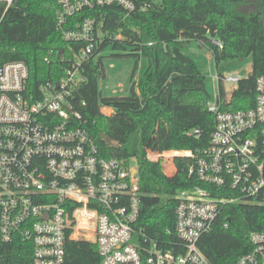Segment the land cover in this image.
<instances>
[{"label":"built area","instance_id":"obj_1","mask_svg":"<svg viewBox=\"0 0 264 264\" xmlns=\"http://www.w3.org/2000/svg\"><path fill=\"white\" fill-rule=\"evenodd\" d=\"M54 1L56 31L64 42L84 46L57 82L35 88L23 62L0 66V244L30 245L32 264H64L66 241L80 239L95 244L98 264H209L197 242L224 208L264 207V76L255 80L252 107L237 111L225 109L232 92L223 84L237 86L241 79L214 78L217 89L207 103L214 121L209 146L185 153L193 160L188 177L199 185L175 193L177 241L164 249L137 226V167L104 157L70 102L102 36L94 11L144 10L156 0ZM12 2L0 0V23ZM211 42L220 47L218 40ZM248 241L250 251L236 264H264V232L250 234Z\"/></svg>","mask_w":264,"mask_h":264},{"label":"trees","instance_id":"obj_2","mask_svg":"<svg viewBox=\"0 0 264 264\" xmlns=\"http://www.w3.org/2000/svg\"><path fill=\"white\" fill-rule=\"evenodd\" d=\"M56 7L54 0H13L1 18L0 66L23 62L34 88L57 82L72 55L84 46L62 40L56 31ZM3 11L0 4V17ZM93 15L101 23L102 36L83 64L84 81L72 91V109L86 123L104 157L135 159L142 193L137 226L164 249H171L177 241L174 195L199 185L188 177L193 160L185 153L195 155L208 148L214 127L207 111L211 95L205 76L182 50L196 43L211 53L215 66L250 57L251 72L238 82L225 109L251 108L255 80L264 76V0H156L149 9L126 12L113 6L96 9ZM108 48L112 51L108 57L134 62L126 96L100 95L98 81L104 77L101 53ZM141 59L147 61V67L135 81ZM101 108L112 111L104 115ZM153 144L159 156L177 154L171 160V173L165 174L157 160L148 159L147 150ZM224 223H228L227 229ZM254 232H264V207L228 206L212 231L199 238L197 247L209 264H236L250 251L248 240ZM64 250V264L99 262L91 241L67 240ZM0 264H32L30 245L20 241L0 244Z\"/></svg>","mask_w":264,"mask_h":264},{"label":"rangeland","instance_id":"obj_3","mask_svg":"<svg viewBox=\"0 0 264 264\" xmlns=\"http://www.w3.org/2000/svg\"><path fill=\"white\" fill-rule=\"evenodd\" d=\"M183 54L190 56L196 63L198 70L205 76V87L209 95H212L217 89L216 78L218 74L227 77L229 75L235 76L239 79L246 78L251 72V58L246 57L237 60L221 61L215 66L213 58L205 49H200L197 44L189 43L183 50ZM112 51L108 48L104 50L101 55L103 57L104 77L98 81V89L102 97L109 96H126L129 93L130 76L134 62L128 58H111L108 57ZM147 67V61L141 59L138 62L137 70L134 75V80L139 79ZM223 88L229 93L233 92L236 84L224 82ZM104 115H109L111 111L107 108H101ZM155 145H151L147 150V157L151 160H157L162 167L165 174L173 171L171 163L172 157L177 155L175 152L160 154L155 153ZM131 168H136L137 163L135 159L128 161Z\"/></svg>","mask_w":264,"mask_h":264},{"label":"crops","instance_id":"obj_4","mask_svg":"<svg viewBox=\"0 0 264 264\" xmlns=\"http://www.w3.org/2000/svg\"><path fill=\"white\" fill-rule=\"evenodd\" d=\"M196 44V43H195ZM200 49H205V48H200ZM208 53H210L207 49H205ZM211 54V53H210ZM145 71V70H144ZM140 79V78H139ZM138 78H137V80H135V81H138L139 80ZM130 87V86H129ZM107 109H109L110 111H112L110 108H107Z\"/></svg>","mask_w":264,"mask_h":264}]
</instances>
